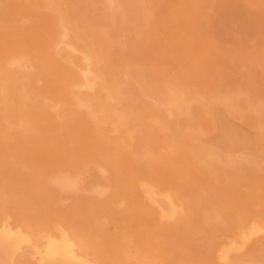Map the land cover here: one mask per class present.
<instances>
[{"label": "bare ground", "instance_id": "bare-ground-1", "mask_svg": "<svg viewBox=\"0 0 264 264\" xmlns=\"http://www.w3.org/2000/svg\"><path fill=\"white\" fill-rule=\"evenodd\" d=\"M192 1L210 22L215 0ZM170 2L79 0L81 11L72 0H0V264H264L252 241L264 238L255 214L238 227L201 229L192 218L211 223V198L209 209L194 205L152 174L157 156L171 162L194 150L190 133L163 135L165 105L186 99L180 75L168 86L171 98L158 96L154 120L166 145L156 154L136 143L129 102L148 97L151 75L132 37L140 41L149 20L172 17ZM194 98L211 117V99ZM224 129L218 147L241 146ZM19 138L53 148L50 161L20 165L21 179L4 169L23 162ZM156 216L188 225L178 231L184 242L150 229Z\"/></svg>", "mask_w": 264, "mask_h": 264}, {"label": "rangeland", "instance_id": "rangeland-1", "mask_svg": "<svg viewBox=\"0 0 264 264\" xmlns=\"http://www.w3.org/2000/svg\"><path fill=\"white\" fill-rule=\"evenodd\" d=\"M72 1L81 11H87L79 0ZM169 7L172 17L149 20L141 31V40L132 37L141 49L138 57L151 75L147 79L148 97H134L129 102L136 143L147 144L156 154L166 145L159 122L154 120L156 108H161L158 96L171 98L168 86L180 75L185 84L180 88L186 99L177 106L165 105L167 129L163 135L171 132L183 139L180 133H190L186 143L191 147L187 148L194 150L191 156H173L171 162H163L157 156L152 174L158 170L166 192L195 199L198 202L194 205L209 209L205 196L211 198V223L202 221L201 215L192 218L201 229L238 227L242 223L235 221L251 214H255L251 222L264 226V18H252L256 11H264V0H215L210 22L202 21L200 9L192 0H171ZM197 95L205 101L211 99V117H206L203 103L194 98ZM173 124H177V129ZM223 127L232 141L244 139L241 146L235 144L233 151L230 147L227 151L218 147L224 144L223 134L219 136ZM13 141L25 154L22 163L4 165L7 175L21 179L25 172L20 165L50 161L53 148L48 146V151L45 144L36 145L35 140ZM204 144L211 150L208 161H203L207 159L201 147ZM178 176L183 181L178 182ZM219 219L226 223L215 224ZM152 220L155 223L150 224V229L171 230L173 239L184 242L178 231L188 225L173 224L160 216ZM109 232L113 230L109 228ZM253 238L254 249L264 257V238Z\"/></svg>", "mask_w": 264, "mask_h": 264}]
</instances>
